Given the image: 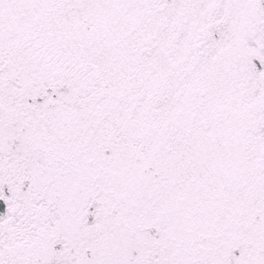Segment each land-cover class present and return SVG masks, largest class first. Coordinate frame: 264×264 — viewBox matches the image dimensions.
<instances>
[{
	"label": "snow or ice",
	"instance_id": "1",
	"mask_svg": "<svg viewBox=\"0 0 264 264\" xmlns=\"http://www.w3.org/2000/svg\"><path fill=\"white\" fill-rule=\"evenodd\" d=\"M0 264H264V0H0Z\"/></svg>",
	"mask_w": 264,
	"mask_h": 264
}]
</instances>
